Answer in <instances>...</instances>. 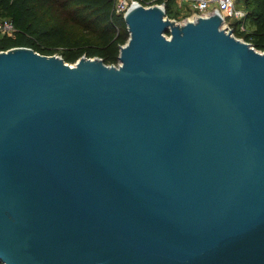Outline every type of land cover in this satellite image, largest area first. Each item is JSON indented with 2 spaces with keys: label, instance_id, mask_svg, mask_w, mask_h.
I'll list each match as a JSON object with an SVG mask.
<instances>
[{
  "label": "water",
  "instance_id": "obj_1",
  "mask_svg": "<svg viewBox=\"0 0 264 264\" xmlns=\"http://www.w3.org/2000/svg\"><path fill=\"white\" fill-rule=\"evenodd\" d=\"M125 21L119 66L0 52V261L264 264V52L219 13Z\"/></svg>",
  "mask_w": 264,
  "mask_h": 264
},
{
  "label": "trees",
  "instance_id": "obj_2",
  "mask_svg": "<svg viewBox=\"0 0 264 264\" xmlns=\"http://www.w3.org/2000/svg\"><path fill=\"white\" fill-rule=\"evenodd\" d=\"M139 1L144 6L164 4L167 17H181L173 10L176 0ZM245 9V24L252 28L248 25L235 34L264 51V0H246ZM0 18L15 26L12 36L0 34V51L28 47L43 55L61 53L68 63L87 56L118 65L121 48L130 39L116 0H0Z\"/></svg>",
  "mask_w": 264,
  "mask_h": 264
},
{
  "label": "built area",
  "instance_id": "obj_3",
  "mask_svg": "<svg viewBox=\"0 0 264 264\" xmlns=\"http://www.w3.org/2000/svg\"><path fill=\"white\" fill-rule=\"evenodd\" d=\"M239 0H176V2L182 6V2H191L190 9H188L189 14L184 19V21H177L179 23H186L188 21H196L200 17H210L216 13H219L223 16V25L222 27L227 30V32H232L236 36L235 32L237 30L236 26H233L229 19H237L239 21H244L242 23V28L240 30H246L245 19L247 16V10L242 7H238L237 3ZM143 5L139 0H116V8L120 13H128L132 8ZM164 10L166 7L164 4L160 5ZM149 7V6H146ZM15 32V26L13 23L4 18H0V34H5L12 36ZM167 38L171 37V34H166ZM239 38V37H238ZM244 40L243 38H240ZM248 42V41H247ZM253 48L254 45L251 42H248ZM10 50V49H9ZM8 51V50H6ZM259 51V50H258ZM0 52H3L0 51ZM264 52V51H259ZM120 63L116 66H119Z\"/></svg>",
  "mask_w": 264,
  "mask_h": 264
},
{
  "label": "rangeland",
  "instance_id": "obj_4",
  "mask_svg": "<svg viewBox=\"0 0 264 264\" xmlns=\"http://www.w3.org/2000/svg\"><path fill=\"white\" fill-rule=\"evenodd\" d=\"M190 4H191V2H182V6H180L178 3L173 5V10L180 11L179 15L181 17H178V19H176L177 21H180V22L184 21V19L188 16L189 11H190V10L188 11V9H190ZM245 5H246V0H239L237 3V6L242 7L243 9H245ZM171 19H174V18H171ZM229 21L233 26L237 27V30H240L242 28V22L241 21L234 19V18L229 19ZM245 25L246 26L249 25L250 29L252 28V26L249 23H248V25L247 24H245ZM56 55L61 57V53H58ZM70 64L75 65L76 63H70Z\"/></svg>",
  "mask_w": 264,
  "mask_h": 264
}]
</instances>
